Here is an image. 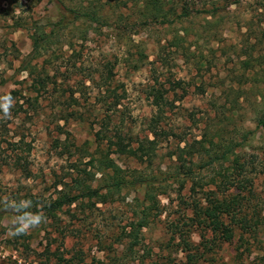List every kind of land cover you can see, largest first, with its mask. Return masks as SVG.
<instances>
[{"label":"rangeland","instance_id":"obj_1","mask_svg":"<svg viewBox=\"0 0 264 264\" xmlns=\"http://www.w3.org/2000/svg\"><path fill=\"white\" fill-rule=\"evenodd\" d=\"M164 1L178 5L177 15L188 7L191 17L150 22L142 18L143 0H117L112 9L123 16L119 23L117 17L111 25L73 23L70 15L58 26L62 13L54 0H0V206L27 214L19 232L12 228L14 216L0 219V264H264V224L258 233H244L238 223L245 215L252 223L264 220V127L257 124L262 98L254 80L243 78L259 80L264 71L244 67L245 61L264 57V0ZM214 7L219 9L214 16L205 12ZM34 37L40 41L36 58ZM105 63L113 66L109 87L121 99L112 135L116 125L134 146L155 138L152 86L164 85L175 103L167 115L169 137L159 139L151 162L112 155L128 174L152 181L157 203L144 200L143 184L107 202L81 197L58 207L54 202L71 191L83 169L96 174L89 181L94 188L103 185L90 160L106 113L98 101L106 86L94 71ZM235 98L239 103L232 106ZM76 109L82 117L72 115ZM220 130L240 143L235 155L243 169H228L233 155L200 169L197 147L194 156L189 153L192 144ZM72 141L85 150H68ZM183 165L201 179L195 191L192 178L172 177ZM241 175L248 179L246 190L242 183L224 184L219 194L241 195L245 206L236 221L225 218L234 229L228 242L220 227L200 224L194 201L217 189L208 186L211 179L226 182ZM78 193L73 187L72 195ZM143 212L149 224L135 243L133 223Z\"/></svg>","mask_w":264,"mask_h":264},{"label":"trees","instance_id":"obj_2","mask_svg":"<svg viewBox=\"0 0 264 264\" xmlns=\"http://www.w3.org/2000/svg\"><path fill=\"white\" fill-rule=\"evenodd\" d=\"M55 3L58 5V8L60 12L62 13V19L58 22V26L62 25L66 19L71 15L73 23H80V24H97L100 26L103 25H111L110 20L114 17H117V22H121L123 19V16L120 14L116 15V10H113L112 6L115 2L113 0H87L84 2H78L76 5L71 6L67 5L66 0H54ZM113 4V5H112ZM111 6V7H110ZM117 7H120L116 5ZM177 4H166V1L164 0H143L142 5V18L146 20H151L150 22H161L162 24L168 23L173 24L177 20H182L188 17H191V11L188 7L182 8V13L177 15ZM219 9L218 7H214L212 10L205 11L206 13L210 14L211 16L215 15V12H217ZM112 11V12H110ZM177 15V16H176ZM176 16V17H174ZM147 23L146 21L144 22ZM143 23V24H144ZM49 35H45L42 33L41 38L44 41H48ZM35 40V49L32 53V56L34 58L39 56L40 52V41L39 37H34ZM255 63H254V62ZM245 69L260 66L264 67V57H259L254 60H248L244 62ZM113 66L111 63H105L103 65L102 69H95L94 72H99V76L101 79H103V84L100 85L101 87L106 86V90L102 91L101 94H104L102 99H99L98 101L102 102L105 106L104 108L106 113H102V115H105L104 119L100 122L99 129L95 131V151L91 153V160L90 165L92 168H97L98 172H101L103 175L102 179V186L94 188L90 180H93L96 176V174L92 171H88L87 169H83L80 171V175L78 178L74 180V185L72 188H76V190L79 192L78 195H72V188L71 191H62V195L54 202V204L58 207H61L64 204H72L78 198L85 197V198H93L97 197L102 202H107L108 198H113L117 194H121V192L130 187L140 186V185H146V192H145V201H149L150 204H156L157 199L156 195L154 193L153 189V183L150 181L149 178L143 177V175H135V174H128L125 169H123L113 158V154H122L128 157H133L135 159H138L142 162H145L147 160L148 162H151L153 158L156 156V150L157 145L159 143V139L161 137H169L168 133V126L167 120H169V117L167 116L168 113L173 111L174 107V101L170 99L168 96L167 88L164 87V85H160L156 87L155 85L151 87V93L150 97L152 98V105L155 108L154 114L150 118V130L152 134L154 135V139L147 138L146 140L139 141L138 146H134L133 143L126 142V136L123 135L122 130L119 128V126L114 127L115 134L113 133L111 125L114 120V114L116 113L117 107L120 104V97L116 95L115 91H113L110 86V78L113 74ZM25 70V69H23ZM243 76L246 83L249 81L254 80V87L259 90V94L262 98V108L263 112L261 115L257 117V124L258 127H264V71L261 74V78L257 80L255 77H245ZM89 80L95 81V79L92 77ZM85 84V83H83ZM173 84V89L180 84V81H176ZM86 86V85H85ZM163 86V87H162ZM258 94V95H259ZM58 96V102L59 101ZM72 98H74L72 96ZM238 98H242L241 95L238 96ZM75 103H78V99H73ZM233 103L232 106H235V103H239L238 99L232 100ZM235 108V107H233ZM83 112L79 111L78 109L74 110L72 112V115L74 116H83ZM102 115H95L96 117H100ZM94 122V121H93ZM95 123H93L94 127ZM60 129V133L62 134V127L58 125ZM69 134V133H68ZM111 134V135H109ZM247 134H245L244 138L247 137ZM216 136V137H215ZM116 138V140L114 139ZM218 138V139H216ZM196 144H192L190 146V154L194 156L193 149H197L198 154L202 156L200 169L212 167L218 163H222L224 161H230V156H235L234 159H232V165L228 167L230 168L235 167L236 168H244V164L241 165L240 157L236 153L237 147L240 146V143L234 139V137H231L230 139H225L223 133L217 131V133L213 134H206V138L203 140H198L195 142ZM71 147H74L76 150L83 151L85 150V147H80L76 144V142L72 141L70 145H67L66 148L70 150ZM189 147L187 145L185 148ZM192 148V149H191ZM90 154V153H89ZM197 154V153H196ZM84 174V176H83ZM243 174V173H242ZM181 176L186 177L187 179L194 180V185L191 188L195 191L198 184H201V179L196 175L193 171V168L189 167L186 169V166L183 165L179 167V170L177 171L175 176H172L174 181L177 180V178H180ZM195 176V177H194ZM186 179V180H187ZM246 179L245 177H234V179H231L228 177V180L226 182L224 181H218L215 178L211 179L207 184L208 186L211 184H214L216 186V190L213 188H209L206 190L205 198L201 199L200 201L195 200V209L197 212V215L199 217V222L202 225H205L207 227L215 228L220 227V231L222 233V236L225 241H232L234 237V229L232 225H229L225 222V218H232L234 221L237 220V217L244 212V203H243V197L241 195H234V196H224L220 197V191L222 193L225 190L221 189V186L224 184H231L232 186H236V184L239 186L240 183H242L244 186L242 187L243 190L247 189L246 186ZM196 185V187H195ZM102 189H106V192H101ZM205 202V203H204ZM24 209L25 207L22 206ZM148 208V207H147ZM15 209V207H14ZM16 210V209H15ZM144 215L141 217L140 221L135 224L133 223V229L131 231V237L134 239V242H138V235L140 230L143 227H146L149 224L148 221V213L143 212ZM10 214L14 216V223L12 224V228L14 231L19 232L22 230V222L27 220V214L25 211L18 212V211H9L3 207L0 206V219L5 215ZM240 222V228L243 229V232H254L258 233V226L261 224H264V220L256 219L253 223L250 219L246 217H242ZM241 241L245 242V236H241ZM241 255V253H240Z\"/></svg>","mask_w":264,"mask_h":264},{"label":"clouds","instance_id":"obj_3","mask_svg":"<svg viewBox=\"0 0 264 264\" xmlns=\"http://www.w3.org/2000/svg\"><path fill=\"white\" fill-rule=\"evenodd\" d=\"M4 111H5V114L7 115L8 114V106L7 105H4ZM33 224H39V220L34 221Z\"/></svg>","mask_w":264,"mask_h":264}]
</instances>
